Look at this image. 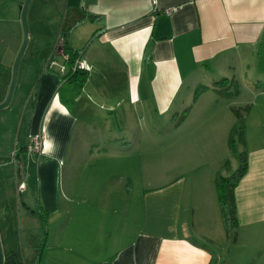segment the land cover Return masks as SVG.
Returning <instances> with one entry per match:
<instances>
[{
  "label": "crops",
  "instance_id": "0c3cea01",
  "mask_svg": "<svg viewBox=\"0 0 264 264\" xmlns=\"http://www.w3.org/2000/svg\"><path fill=\"white\" fill-rule=\"evenodd\" d=\"M24 1L0 0V103L23 40ZM57 1L53 5L70 9L66 41L80 51L77 60L88 67L87 80L81 89L58 91L68 69L65 55L55 49L63 27L56 40L52 33L42 41L44 18L37 14L46 1L30 0L16 104L26 91L23 84L31 80L33 85L10 137L0 131L3 264H264V0ZM248 80L252 100L236 99L249 107L243 132L247 169L233 194L234 233L224 232L218 208L213 182L224 158L213 160L219 156L214 148L193 168V176L179 175L150 189L139 207L129 182L107 189L99 182L103 169L90 168L94 153L117 158L130 146L92 143L76 133L79 124L125 130L134 126L140 109L165 118L181 111L172 119L187 110L176 126L195 119L204 125L215 119L212 101L221 88L228 81L240 88ZM201 85L206 88L194 97ZM123 90L128 98L119 105ZM83 94L96 101L99 95L100 107L111 114L98 119L92 114L95 105L81 102ZM194 108L201 112L190 118ZM37 135L42 139L38 165L36 154L27 150ZM191 137L184 134L178 143ZM90 143L95 151L88 150ZM62 158L71 159L63 188L56 177ZM78 159L82 168L74 165Z\"/></svg>",
  "mask_w": 264,
  "mask_h": 264
},
{
  "label": "rangeland",
  "instance_id": "374dc122",
  "mask_svg": "<svg viewBox=\"0 0 264 264\" xmlns=\"http://www.w3.org/2000/svg\"><path fill=\"white\" fill-rule=\"evenodd\" d=\"M46 2L42 4L39 11V16H41L43 19V23L41 25V29H39L42 32L41 40H44V37L46 35H52V33L56 34L54 40L57 38V34L59 32V28L65 29L67 27V24L69 22V15H71L70 9L67 12L66 11V4L60 3V6L53 5L57 0H45ZM58 3V1L56 2ZM27 17V13H26ZM25 17V18H26ZM26 24H27V18H26ZM22 30V29H21ZM29 30L28 24H27V31ZM39 38V37H38ZM28 39H29V31H28ZM28 41V40H27ZM37 41V38H36ZM35 41V42H36ZM45 41V40H44ZM41 41L38 40L37 43H40ZM54 43L53 41H51ZM42 43V42H41ZM60 50V49H58ZM61 51V50H60ZM37 58V57H36ZM59 60V59H58ZM60 62V61H59ZM21 63V62H20ZM17 67V76L15 85L12 91V97L7 104L6 107L0 109V131L4 132L5 137H10L11 132H9V129H11V126H14L18 123L21 116V111L23 109L24 103H26L31 86L33 85V81L29 80L27 83L23 84L26 91H24V94L21 95V100L18 102V104L15 103V94L19 90H21V76H20V69L21 66H23V61L20 65ZM39 62L36 59V78H38L41 71H39ZM45 64H42V68H44ZM53 68V67H52ZM55 71L56 69L53 68ZM59 70V68H58ZM33 69H32V71ZM37 81V80H36ZM252 81H246L244 82L240 88L239 87H230L229 81L226 85V87L221 88L225 89L228 93L227 94H221L219 95V92L217 96L216 94H210L215 96L213 98L212 103L216 104L217 108L215 110V119H212L210 122L204 124V125H197L198 120H187L184 123H180L176 126L178 122H180L179 118L176 117L172 119V115L174 113L180 114L181 111H175L172 110L168 113L170 115L169 118L165 117H157L153 111H143L140 109H137L134 113L136 114L135 124L134 126H128L125 130L117 129L114 126L109 125H92L88 126L86 125L83 127L76 126V133L80 132L82 133L83 137H86V135L89 136V140L94 141L92 143L97 142L99 145L102 146V142L105 143V145H111L114 143L115 146H123V145H129L128 148L129 151L122 152L124 155L112 158V157H96V154L94 153L93 156H91L89 159L91 162L90 168H96L100 170V168L103 169L102 175H97L102 178L99 179V182L104 184L103 187L107 188L113 187L115 190L118 186L122 187L127 185L129 182L131 186L133 187L134 196L136 197L138 201V207L140 204L141 198L144 196L143 194L145 192H150V189L156 188L159 186H162L163 184H166L167 182L176 179L179 175L184 176H193V168L197 165H200L204 161L205 155L208 154V150H212L214 148L215 153L217 154V158L210 157V159L218 160L220 158H224V161L226 159L230 160V167L231 171H235V169L239 165L238 158H234L231 156L228 146H226V143L228 142V136L230 132V129L235 124V115L232 112V110H226V106L228 102H230V107H244L243 103H240V100L236 99H244L246 101H250L253 98L252 91ZM240 91V94L238 95L236 92ZM121 95H119L118 98V104L124 102V99L128 98V94L125 93V90L122 91ZM14 97V98H13ZM100 100L99 95L97 96V101L93 99L92 97H89L85 94L82 95V101L81 102H89L91 104H94V110H92V114L98 115V119L101 117H108L109 111L106 110L104 106L100 107L101 103L98 101ZM207 102V101H206ZM218 102V103H217ZM243 104V105H242ZM107 107V106H106ZM108 108V107H107ZM220 108V109H219ZM121 109V108H120ZM87 111V110H86ZM189 112V110H188ZM201 111H196L195 108L193 109L190 118H193L197 113ZM154 114L151 118H148V114ZM174 123V124H173ZM112 130V131H111ZM114 130V131H113ZM16 130L14 129V132ZM191 133L192 137L190 142L188 143H178V140L181 139L184 134ZM1 134V132H0ZM112 137V138H111ZM130 137V138H129ZM122 138L125 140L123 141ZM11 139H14L16 141V138L14 136L11 137ZM12 140V142L14 141ZM122 140V141H121ZM129 141V143H127ZM221 143L224 144V148L218 150V146ZM110 147V146H109ZM96 145L92 146L91 143L89 145L88 150H96ZM239 150H242V147H238ZM87 150V151H88ZM123 151V150H122ZM223 152H225L223 154ZM89 153V152H88ZM203 153V155L201 154ZM223 155H222V154ZM90 154V153H89ZM214 154V153H210ZM202 155V156H201ZM225 156V157H224ZM40 156L36 155V165H38V161L40 160ZM69 158L67 159H59L58 160V176L57 182L63 184L65 182L66 171L69 168L70 163ZM81 159H78L75 161L76 167H81L80 164ZM83 161V160H82ZM220 163L219 167L216 171L217 173H224L223 170V164ZM89 163V164H90ZM83 164V163H82ZM35 165V166H36ZM84 166V164H83ZM37 167V166H36ZM101 171V170H100ZM99 171V172H100ZM191 177V176H190ZM79 180H81V177H78ZM36 201L38 198L37 193V184H36ZM3 253V249H2Z\"/></svg>",
  "mask_w": 264,
  "mask_h": 264
},
{
  "label": "trees",
  "instance_id": "16d2710c",
  "mask_svg": "<svg viewBox=\"0 0 264 264\" xmlns=\"http://www.w3.org/2000/svg\"><path fill=\"white\" fill-rule=\"evenodd\" d=\"M90 16V15H89ZM90 18H94L90 16ZM61 40V45L59 49L61 50V53L65 55L66 59V66H67V72L64 75V82L62 84L63 87H61L58 91L63 95L64 90H66L65 87L71 88V90L74 88V90L81 89L82 86H84L87 78L86 76L87 71L85 69H76L75 71L72 70L73 64L76 62L77 58L79 57L78 50L72 48L69 44L67 38H68V30L62 29L61 33L59 35ZM226 79H222V82H225ZM233 87L237 88L236 84H233ZM206 87L204 85L198 86L194 92V97L200 94L201 91H203ZM223 92L220 90L219 94H227L228 92L225 89H222ZM193 97V98H194ZM248 105L245 107H231L230 109L235 115V124L230 129L229 136H228V148L230 151L231 156L234 158H238L239 165L235 169V171L230 172V160L226 159L223 164V170L225 173H217L214 179V184L216 188V195L218 197V203L221 213V220L223 222L224 232H226V235H230L234 233L237 226L236 222V207L235 206V200H234V188L237 181L240 180V178L244 175L246 172L245 169H247V153L244 148V116L248 112ZM186 111H183L182 115L179 117L180 119H184L186 115ZM241 146L242 150H239L238 147Z\"/></svg>",
  "mask_w": 264,
  "mask_h": 264
},
{
  "label": "water",
  "instance_id": "95a60500",
  "mask_svg": "<svg viewBox=\"0 0 264 264\" xmlns=\"http://www.w3.org/2000/svg\"><path fill=\"white\" fill-rule=\"evenodd\" d=\"M29 2L30 0H25L23 5H22V10H21V25H22V31H23V40L20 44V48L17 52V54L15 55V59L13 61V65H12V75H11V79H10V85H9V88H8V92L4 101H2L0 103V109L1 108H4L7 106V104H9L10 100H11V97H12V91H13V88H14V85H15V79H16V76H17V71H18V66H19V61L21 59V54H23L24 52V49L26 47V42L28 40V31H27V24H26V13H27V9H28V6L29 5ZM2 253V248H1V242H0V264H3V254Z\"/></svg>",
  "mask_w": 264,
  "mask_h": 264
},
{
  "label": "built area",
  "instance_id": "2783aa9c",
  "mask_svg": "<svg viewBox=\"0 0 264 264\" xmlns=\"http://www.w3.org/2000/svg\"><path fill=\"white\" fill-rule=\"evenodd\" d=\"M61 40L62 38L58 37L57 40L55 41V49H59L60 45H61ZM64 58L66 59V57L64 56ZM84 63H82V61L80 60H76V62L73 64L72 70L75 71L76 69H85L87 70L88 67L83 65ZM61 70H64V67L61 66ZM41 136L37 135V137H31L30 140L28 141V145H27V150L28 153H35L37 156H39L42 152V141H41ZM24 189V184L20 183L18 185V190L21 191Z\"/></svg>",
  "mask_w": 264,
  "mask_h": 264
}]
</instances>
